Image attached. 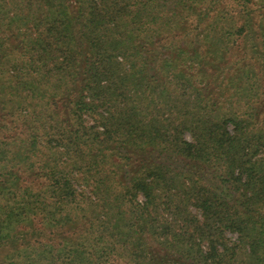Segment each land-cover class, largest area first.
<instances>
[{
    "label": "trees",
    "instance_id": "16d2710c",
    "mask_svg": "<svg viewBox=\"0 0 264 264\" xmlns=\"http://www.w3.org/2000/svg\"><path fill=\"white\" fill-rule=\"evenodd\" d=\"M0 264H264V0H0Z\"/></svg>",
    "mask_w": 264,
    "mask_h": 264
},
{
    "label": "rangeland",
    "instance_id": "374dc122",
    "mask_svg": "<svg viewBox=\"0 0 264 264\" xmlns=\"http://www.w3.org/2000/svg\"><path fill=\"white\" fill-rule=\"evenodd\" d=\"M51 110H52V109H51ZM88 123H89V124H93V123H94V120H93V119H89ZM229 127H230V126H229ZM98 129L100 130L101 127H99ZM185 137H186L187 139H189V135H188L187 133H186ZM165 160H166V159H165ZM167 162L169 163L170 161L167 160ZM173 164H176V162H173ZM200 175H201L202 177H204L206 180H208L209 182L211 181V180H209V178L212 179L211 177H209V176H207V175H203V174H200ZM226 235H227V237H229V238H231V239H234V234H232V233H227Z\"/></svg>",
    "mask_w": 264,
    "mask_h": 264
}]
</instances>
